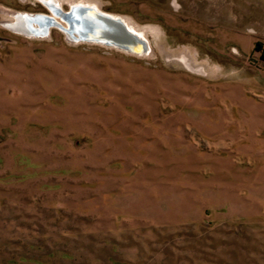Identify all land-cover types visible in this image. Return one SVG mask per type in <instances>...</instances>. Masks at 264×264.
Listing matches in <instances>:
<instances>
[{"label": "rangeland", "instance_id": "374dc122", "mask_svg": "<svg viewBox=\"0 0 264 264\" xmlns=\"http://www.w3.org/2000/svg\"><path fill=\"white\" fill-rule=\"evenodd\" d=\"M95 1L153 57L0 26V264H264V0Z\"/></svg>", "mask_w": 264, "mask_h": 264}, {"label": "water", "instance_id": "95a60500", "mask_svg": "<svg viewBox=\"0 0 264 264\" xmlns=\"http://www.w3.org/2000/svg\"><path fill=\"white\" fill-rule=\"evenodd\" d=\"M47 10L49 14H17L13 27L9 29L0 25L12 33L31 39L48 38L52 30H56L70 44L95 45L137 57L149 54L148 41L144 36L129 30L119 15L84 6L64 10L51 4Z\"/></svg>", "mask_w": 264, "mask_h": 264}, {"label": "bare ground", "instance_id": "6f19581e", "mask_svg": "<svg viewBox=\"0 0 264 264\" xmlns=\"http://www.w3.org/2000/svg\"><path fill=\"white\" fill-rule=\"evenodd\" d=\"M37 2L41 3L43 7L50 9L51 4H55V6H58L59 8L63 6H68V7H73V6H84L87 8H92L96 11L103 12L101 10V5L99 2L95 0H36ZM22 13V12H21ZM17 14H20L18 12H13L12 14H4L3 15V20L1 21V25L6 28H12L13 27V22H15ZM121 20L125 23L127 28L137 34H140L144 36V38L148 41H151L150 39H156L160 36V32L158 29H155L154 27H149V26H140L136 23H134L131 19L124 17V16H119ZM0 25V26H1ZM5 28V29H6ZM155 46V44H154ZM153 57L152 50L150 47L149 43V54L146 56V58ZM182 63L185 65V67L190 70L191 68L189 67L188 63H185L182 61ZM219 73H222V69L218 67Z\"/></svg>", "mask_w": 264, "mask_h": 264}, {"label": "trees", "instance_id": "16d2710c", "mask_svg": "<svg viewBox=\"0 0 264 264\" xmlns=\"http://www.w3.org/2000/svg\"><path fill=\"white\" fill-rule=\"evenodd\" d=\"M256 47H258V49H256V51H260V45L259 44H257V46ZM262 57H263V55H262Z\"/></svg>", "mask_w": 264, "mask_h": 264}, {"label": "crops", "instance_id": "0c3cea01", "mask_svg": "<svg viewBox=\"0 0 264 264\" xmlns=\"http://www.w3.org/2000/svg\"><path fill=\"white\" fill-rule=\"evenodd\" d=\"M238 74V73H237ZM236 77H239V75L238 76H236ZM243 83V82H242Z\"/></svg>", "mask_w": 264, "mask_h": 264}, {"label": "flooded vegetation", "instance_id": "af4514ba", "mask_svg": "<svg viewBox=\"0 0 264 264\" xmlns=\"http://www.w3.org/2000/svg\"><path fill=\"white\" fill-rule=\"evenodd\" d=\"M43 14V13H42Z\"/></svg>", "mask_w": 264, "mask_h": 264}]
</instances>
